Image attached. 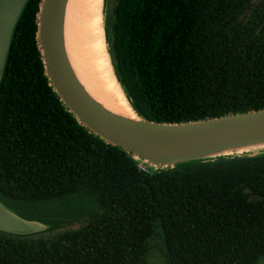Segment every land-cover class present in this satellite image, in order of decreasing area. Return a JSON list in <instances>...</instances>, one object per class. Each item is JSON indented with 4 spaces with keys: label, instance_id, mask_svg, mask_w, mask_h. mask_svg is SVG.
<instances>
[{
    "label": "trees",
    "instance_id": "trees-1",
    "mask_svg": "<svg viewBox=\"0 0 264 264\" xmlns=\"http://www.w3.org/2000/svg\"><path fill=\"white\" fill-rule=\"evenodd\" d=\"M39 2L30 0L17 23L0 82V199L86 189L98 213L52 239L0 232V264H148L156 232L168 264L264 258V152L152 171L106 143L48 82ZM104 30L114 73L145 118L264 108V0H104Z\"/></svg>",
    "mask_w": 264,
    "mask_h": 264
},
{
    "label": "water",
    "instance_id": "water-1",
    "mask_svg": "<svg viewBox=\"0 0 264 264\" xmlns=\"http://www.w3.org/2000/svg\"><path fill=\"white\" fill-rule=\"evenodd\" d=\"M29 1L0 0V82L17 23ZM67 2L40 0L36 42L49 84L65 109L90 132L121 148L152 171L264 152V108L198 120L160 122L139 115L122 86L135 116L107 108L87 91L70 63L64 37ZM256 199L255 196L249 198L250 201ZM19 212L13 202L0 199V232L14 238L38 240L31 235L44 232L48 226L27 219ZM57 221V226L64 227L65 223Z\"/></svg>",
    "mask_w": 264,
    "mask_h": 264
},
{
    "label": "bare ground",
    "instance_id": "bare-ground-1",
    "mask_svg": "<svg viewBox=\"0 0 264 264\" xmlns=\"http://www.w3.org/2000/svg\"><path fill=\"white\" fill-rule=\"evenodd\" d=\"M103 9L104 0H68L64 20L67 55L93 97L112 111L133 117L107 50Z\"/></svg>",
    "mask_w": 264,
    "mask_h": 264
},
{
    "label": "rangeland",
    "instance_id": "rangeland-1",
    "mask_svg": "<svg viewBox=\"0 0 264 264\" xmlns=\"http://www.w3.org/2000/svg\"><path fill=\"white\" fill-rule=\"evenodd\" d=\"M13 205L19 209L21 216L48 226L44 232L33 233L31 235L33 239L54 238L61 231L76 229L87 224L98 213L95 196L86 189H79L74 193L47 201H15ZM57 220L65 223L64 227L57 226ZM148 243L147 263L168 264L159 233L156 232ZM256 264H264V258L260 257Z\"/></svg>",
    "mask_w": 264,
    "mask_h": 264
}]
</instances>
